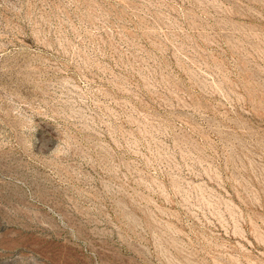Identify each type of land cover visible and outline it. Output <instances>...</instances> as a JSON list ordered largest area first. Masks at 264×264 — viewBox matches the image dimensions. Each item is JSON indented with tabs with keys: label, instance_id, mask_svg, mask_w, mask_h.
<instances>
[{
	"label": "rangeland",
	"instance_id": "rangeland-1",
	"mask_svg": "<svg viewBox=\"0 0 264 264\" xmlns=\"http://www.w3.org/2000/svg\"><path fill=\"white\" fill-rule=\"evenodd\" d=\"M0 264H264V0H0Z\"/></svg>",
	"mask_w": 264,
	"mask_h": 264
}]
</instances>
